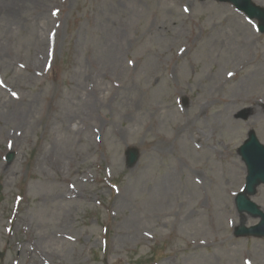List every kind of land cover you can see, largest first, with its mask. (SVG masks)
<instances>
[{"label":"rangeland","instance_id":"374dc122","mask_svg":"<svg viewBox=\"0 0 264 264\" xmlns=\"http://www.w3.org/2000/svg\"><path fill=\"white\" fill-rule=\"evenodd\" d=\"M257 25L215 0H0V264H264L234 235Z\"/></svg>","mask_w":264,"mask_h":264},{"label":"water","instance_id":"95a60500","mask_svg":"<svg viewBox=\"0 0 264 264\" xmlns=\"http://www.w3.org/2000/svg\"><path fill=\"white\" fill-rule=\"evenodd\" d=\"M224 2H233L241 9H244L252 18L257 17L264 22V15L258 9H255L251 5L250 0H219ZM264 32V25L261 27ZM244 162L248 166L249 175L247 182V190L245 193L239 195L237 198V207L238 210L247 212L255 218H261L263 222L257 226L252 227L251 229H246L243 225L238 230V236H264V213L259 210V208L252 202L247 196L255 195L257 187L264 183V147L258 143L254 133H251L250 139L246 143V146L240 151ZM139 153L135 149L128 151V160L130 165H135L138 162ZM14 159V156H10V161Z\"/></svg>","mask_w":264,"mask_h":264},{"label":"bare ground","instance_id":"6f19581e","mask_svg":"<svg viewBox=\"0 0 264 264\" xmlns=\"http://www.w3.org/2000/svg\"><path fill=\"white\" fill-rule=\"evenodd\" d=\"M259 5H261L262 6V4H259ZM249 37H250V34H248L246 37H243L244 38V40H248L249 39ZM197 111H198V113H200V105L198 106L197 105ZM230 118V120H231V117H229ZM18 119V118H17ZM16 122H18L19 124H25V122H20V121H16ZM232 121H230V123H231ZM23 126H25V125H23ZM230 154V153H229ZM263 210H264V208H262Z\"/></svg>","mask_w":264,"mask_h":264}]
</instances>
